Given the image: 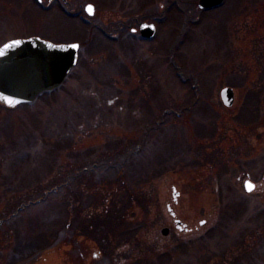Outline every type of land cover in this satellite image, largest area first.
<instances>
[{"label":"rangeland","instance_id":"obj_1","mask_svg":"<svg viewBox=\"0 0 264 264\" xmlns=\"http://www.w3.org/2000/svg\"><path fill=\"white\" fill-rule=\"evenodd\" d=\"M58 1L0 0V44H81L60 87L0 104V220L30 198L0 264H264V0Z\"/></svg>","mask_w":264,"mask_h":264},{"label":"water","instance_id":"obj_2","mask_svg":"<svg viewBox=\"0 0 264 264\" xmlns=\"http://www.w3.org/2000/svg\"><path fill=\"white\" fill-rule=\"evenodd\" d=\"M219 2L221 0H198V6L205 8ZM140 31L143 36L150 37L154 25L142 23ZM77 49V42L53 43L38 36L13 38L1 44L0 103L12 108L33 101L44 90L59 86L76 63ZM220 97L226 106L232 105V87H223ZM251 185L250 181H245L247 190H251ZM161 232L167 234L168 228L163 227Z\"/></svg>","mask_w":264,"mask_h":264},{"label":"flooded vegetation","instance_id":"obj_3","mask_svg":"<svg viewBox=\"0 0 264 264\" xmlns=\"http://www.w3.org/2000/svg\"><path fill=\"white\" fill-rule=\"evenodd\" d=\"M44 0H37V2H39V3H42ZM48 2H51L52 0H47ZM57 1V0H56ZM60 1H62V3L64 4V5H70L71 6V0H60ZM60 1H58V2H60ZM225 1L226 0H221V2H219L218 4H216V5H213V6H211V7H206V8H199V7H197V3H198V0H195L194 1V7H193V11H195V12H198V11H202V10H206V9H212V8H217V7H219V6H221L222 4H224L225 3ZM87 4H90L91 6H92V9H91V11H89V8L88 7H86V5ZM79 6H78V9L80 10V13L82 14V17H83V19H84V21H86V22H92L91 21V18L93 17V14H94V11H95V5L93 4V3H91V2H87V3H85L83 6H81V4H78ZM70 11V10H69ZM90 14H89V13ZM131 21H133V18H131ZM143 22H148V23H154V22H152V21H139L138 23H137V30H138V32H139V34L141 35V32H140V25L143 23ZM185 22H187V21H185ZM92 24H96V23H94V22H92ZM121 25H123L124 27H125V24H122V21H118L117 22V25L115 26L117 29L119 28V27H121ZM129 25V28H130V31L131 32H135L136 31V28H134V27H131V23H129L128 24ZM156 27V26H155ZM156 29V28H155ZM186 29V28H185ZM156 31V30H155ZM184 33V29L182 28L181 29V31L180 32H178V34H177V36L179 37V39L181 38V35ZM155 34V33H154ZM142 36V35H141ZM143 37V36H142ZM45 39H48V38H45ZM50 40V39H49ZM53 41V40H52ZM178 41V40H177ZM176 41V42H177ZM250 181V183L252 184L251 185V190H247L246 189V186H245V181ZM243 186H244V189L247 191V192H250V191H252L253 189H254V182H252L250 179H245L244 181H243ZM176 196V195H175ZM170 211V213H172L171 211L172 210H169ZM173 214V213H172ZM105 249H106V246H105ZM98 255V252H95L94 253V257H96ZM15 264H21V261L20 262H18V263H15Z\"/></svg>","mask_w":264,"mask_h":264},{"label":"trees","instance_id":"obj_4","mask_svg":"<svg viewBox=\"0 0 264 264\" xmlns=\"http://www.w3.org/2000/svg\"><path fill=\"white\" fill-rule=\"evenodd\" d=\"M30 198H23L21 201H19V202H27L28 200H29ZM19 202H16L17 204L14 206V207H17V206H19L20 204H19ZM14 210V209H13ZM6 215V214H5ZM5 215H2V217H4ZM2 219V218H1ZM19 250H20V248H18ZM16 257L17 258H14V259H12V262H14V261H19V258H20V255H18V254H16ZM20 261H21V259H20Z\"/></svg>","mask_w":264,"mask_h":264},{"label":"snow or ice","instance_id":"obj_5","mask_svg":"<svg viewBox=\"0 0 264 264\" xmlns=\"http://www.w3.org/2000/svg\"><path fill=\"white\" fill-rule=\"evenodd\" d=\"M88 8H89V11H91V9H92V6H91V5H89V6H88ZM17 43H18V41H17ZM73 47H76V45H73ZM200 223H204V221H200Z\"/></svg>","mask_w":264,"mask_h":264}]
</instances>
